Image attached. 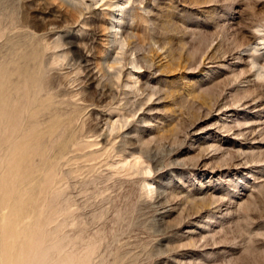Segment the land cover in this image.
Listing matches in <instances>:
<instances>
[{"label": "rangeland", "instance_id": "obj_1", "mask_svg": "<svg viewBox=\"0 0 264 264\" xmlns=\"http://www.w3.org/2000/svg\"><path fill=\"white\" fill-rule=\"evenodd\" d=\"M0 33L9 68L60 38L23 264H264V0H0Z\"/></svg>", "mask_w": 264, "mask_h": 264}, {"label": "bare ground", "instance_id": "obj_2", "mask_svg": "<svg viewBox=\"0 0 264 264\" xmlns=\"http://www.w3.org/2000/svg\"><path fill=\"white\" fill-rule=\"evenodd\" d=\"M59 40L44 44L43 50L34 47L29 54L32 67L19 62L13 68L0 65V264H23L21 254L33 245L30 219L39 220L46 193L57 186L54 167L60 161H49L43 142L56 137L58 159H63V117L55 115L44 122L39 117L55 105L46 81L45 53ZM38 174L41 179H36Z\"/></svg>", "mask_w": 264, "mask_h": 264}]
</instances>
